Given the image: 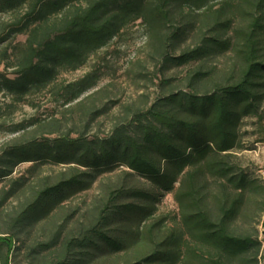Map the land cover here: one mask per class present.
<instances>
[{
  "label": "trees",
  "instance_id": "obj_1",
  "mask_svg": "<svg viewBox=\"0 0 264 264\" xmlns=\"http://www.w3.org/2000/svg\"><path fill=\"white\" fill-rule=\"evenodd\" d=\"M138 20L161 48L164 68L186 70L165 75L164 92L152 102L121 105L108 135L89 137L109 108L98 105L99 90L80 98L97 76L66 82L60 74L79 69ZM188 35L196 41L175 53ZM0 60V93L12 99L8 108L21 101L36 108L35 97L45 93L63 101L65 112L75 111L82 124L54 138L44 132L54 134L61 119L32 117L12 129L22 134L0 148V179L12 181L0 190V206L21 187V178L11 179L19 164L64 166L19 204L12 226L22 231L35 225L60 203L59 193L89 189L98 170L125 167L123 183L110 188L76 236H62L73 219L62 212V224L42 243L61 245L53 264L110 251L123 253L121 264L264 260V239L245 228L258 209L264 212V184L242 169L236 154L243 120L264 122V0H0ZM173 191L179 219L170 225L155 211L160 195ZM123 221L128 226L111 234L108 227ZM16 234H0V264H11Z\"/></svg>",
  "mask_w": 264,
  "mask_h": 264
},
{
  "label": "rangeland",
  "instance_id": "obj_2",
  "mask_svg": "<svg viewBox=\"0 0 264 264\" xmlns=\"http://www.w3.org/2000/svg\"><path fill=\"white\" fill-rule=\"evenodd\" d=\"M194 35L183 37L177 43L175 53L179 54L185 47L196 41ZM25 36H18V41H24ZM165 51V50H164ZM221 56L218 62H223ZM4 63L0 60V70H3ZM11 69H9L10 72ZM186 67H174L170 70L164 68L162 51L158 43L155 42L141 20L132 21L106 46L91 54L87 62L77 70H64L60 74V79L66 82H74L81 79L86 74L91 73L97 76V83L94 87L85 92L80 98L99 90L96 96L100 106L109 107L106 113L93 122L88 136L108 135L113 127L114 118L121 112V105L140 103L142 101L152 102L157 96L163 94L160 86L161 79L168 76H182ZM14 77V75H12ZM179 81H175V84ZM176 85V86H177ZM53 96L40 94L35 97L37 107L12 103V107L6 105L12 102L10 96L0 93V148L14 138L17 134L12 129L17 124H22L23 120L37 117L39 120L61 119L63 125L56 129L54 134L45 135L54 138L62 132H68L72 126L79 128L82 126L79 115L75 111H66L63 101H52ZM107 104V105H106ZM264 112V104L262 106ZM264 122H260L256 117H247L240 126L241 144L236 149L239 157L238 162L243 170L250 176L257 178L264 184V136L262 129ZM75 134H73L74 136ZM64 168L50 161L24 162L19 164L11 179L21 178V187L17 195L4 201L0 206V234L16 232V249L12 254L11 264H53L61 258V245L46 247V243L62 224L63 213L73 214V219L62 236L77 235L79 228L89 222V214H93L95 209L101 204L102 199L107 196L111 187L123 183L122 170L125 167L115 165L112 168L100 169L96 174V179L89 189H74L63 191L58 196L62 198L54 209L42 216L35 225L28 226L25 230L18 231L11 224V219L17 211V207L31 198L34 190L45 184L46 178L52 181ZM140 181L147 182L145 177L136 175ZM12 181L0 179L1 188L8 189ZM178 185V184H177ZM156 216H167L168 223L172 225V220L179 219V207L175 200V192H164L160 195L156 203ZM128 226L123 221L120 224L114 223L109 226L111 234H118L122 229L120 225ZM245 225V224H244ZM245 228L264 239V212L259 209L252 215ZM69 233V234H68ZM45 243V244H42ZM78 247V246H77ZM136 247L128 251V255L136 253ZM7 247L4 245L2 251ZM84 259L74 261L72 264H121L123 253L121 251H110L96 253L94 255L84 254ZM259 264H264L260 260Z\"/></svg>",
  "mask_w": 264,
  "mask_h": 264
}]
</instances>
